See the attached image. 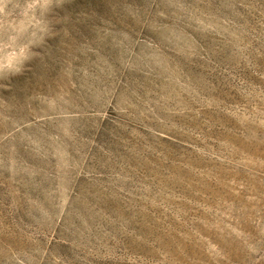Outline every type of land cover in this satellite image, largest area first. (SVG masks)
<instances>
[{"label": "rangeland", "instance_id": "rangeland-1", "mask_svg": "<svg viewBox=\"0 0 264 264\" xmlns=\"http://www.w3.org/2000/svg\"><path fill=\"white\" fill-rule=\"evenodd\" d=\"M0 79V264H264V0H70Z\"/></svg>", "mask_w": 264, "mask_h": 264}, {"label": "clouds", "instance_id": "clouds-1", "mask_svg": "<svg viewBox=\"0 0 264 264\" xmlns=\"http://www.w3.org/2000/svg\"><path fill=\"white\" fill-rule=\"evenodd\" d=\"M70 0H0V79L24 72L54 30L55 10Z\"/></svg>", "mask_w": 264, "mask_h": 264}]
</instances>
